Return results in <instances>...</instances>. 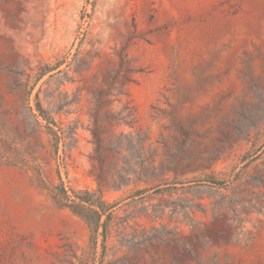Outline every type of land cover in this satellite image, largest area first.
<instances>
[{
    "label": "rangeland",
    "instance_id": "374dc122",
    "mask_svg": "<svg viewBox=\"0 0 264 264\" xmlns=\"http://www.w3.org/2000/svg\"><path fill=\"white\" fill-rule=\"evenodd\" d=\"M0 264H264V0H0Z\"/></svg>",
    "mask_w": 264,
    "mask_h": 264
},
{
    "label": "trees",
    "instance_id": "16d2710c",
    "mask_svg": "<svg viewBox=\"0 0 264 264\" xmlns=\"http://www.w3.org/2000/svg\"><path fill=\"white\" fill-rule=\"evenodd\" d=\"M48 72L42 74L40 79ZM37 110L45 122L44 128L46 134L57 149L60 137L57 130L54 129L56 127L55 122L45 114L40 105H37ZM211 184L218 185L216 182H212ZM143 191L138 190L136 193L141 194ZM51 193L59 206L69 209L74 215L84 221L94 240H96L100 233L103 236L104 242L105 233L112 219L113 205L108 204L99 192L69 191L60 182L58 185L53 186Z\"/></svg>",
    "mask_w": 264,
    "mask_h": 264
}]
</instances>
